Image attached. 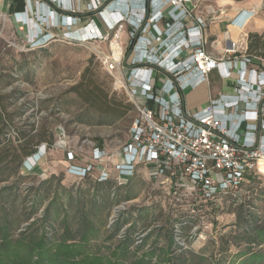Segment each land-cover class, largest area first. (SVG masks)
I'll return each instance as SVG.
<instances>
[{
	"label": "rangeland",
	"instance_id": "rangeland-1",
	"mask_svg": "<svg viewBox=\"0 0 264 264\" xmlns=\"http://www.w3.org/2000/svg\"><path fill=\"white\" fill-rule=\"evenodd\" d=\"M190 3L202 13L212 5L221 6L227 16L241 10L229 12L233 6L246 4L254 11L248 23L256 33L264 32V0ZM91 18L86 15L79 22L73 18L78 23L74 28ZM224 18L217 20L226 23ZM248 28L244 25L241 30L248 32ZM54 36L30 47L0 21V112L6 120L0 141L29 147L50 133L54 139L53 145L40 148V159L26 158L22 168L15 162L1 167L0 234L7 231L16 237L41 231L43 226L52 241L66 231L74 233L79 222L85 226L89 222L96 232L90 235L88 251L109 254L127 246V257L120 258L125 264L146 252L153 253L149 264H164L165 251L173 264H198L199 256L205 259L202 264H242L255 254L264 256V174H250L236 191L221 193L201 206L197 203L192 210L176 201L177 195L157 187L144 165L123 185L114 176L97 181L99 167L94 164L83 177L68 173L69 150L81 163L91 162L94 147L115 159L129 138L137 108L95 55L97 41ZM83 77L95 91L123 94L133 109L112 125L97 123L99 117L70 89ZM16 150L19 158L24 157ZM30 212L34 214L26 220Z\"/></svg>",
	"mask_w": 264,
	"mask_h": 264
},
{
	"label": "built area",
	"instance_id": "built-area-1",
	"mask_svg": "<svg viewBox=\"0 0 264 264\" xmlns=\"http://www.w3.org/2000/svg\"><path fill=\"white\" fill-rule=\"evenodd\" d=\"M47 1L64 10L70 7L69 0ZM47 1H35L42 5V14L29 8L13 15L20 31L26 25L25 43L30 47L55 37L46 26L57 11ZM191 1L88 0V12H95L101 24L91 18L76 28L78 23L72 19L79 22V16L62 14L73 26L62 36L97 41L95 55L137 108L119 160L94 147L91 162L81 166L70 162L77 159L69 150V174L83 177L94 164L100 166L97 181L110 178L113 169L116 182L124 184L144 165L157 187L177 195L175 200L192 210L197 203L201 206L221 193L236 191L248 175L264 174L260 168L264 162V55L248 52V35L241 30L245 14L227 16L223 7L213 5L202 13L197 4L188 5ZM220 17L238 28L236 38L227 28L223 39L209 40L205 35L208 24ZM189 18L194 24L186 26ZM123 28L128 35L125 44ZM212 71L226 81L230 92L209 98L198 109L185 108L182 90L189 83L209 82ZM228 108L233 111L225 113ZM44 146L40 144L33 154L38 159Z\"/></svg>",
	"mask_w": 264,
	"mask_h": 264
},
{
	"label": "trees",
	"instance_id": "trees-1",
	"mask_svg": "<svg viewBox=\"0 0 264 264\" xmlns=\"http://www.w3.org/2000/svg\"><path fill=\"white\" fill-rule=\"evenodd\" d=\"M94 13L88 12L86 15L96 20L98 18ZM80 18L81 16L79 20ZM247 40L248 52L264 55V32L249 33ZM132 42L133 40H131ZM90 86V83L83 77L80 82L72 85L70 89L75 91L87 103L88 107L93 110V113L99 117L97 123L112 125L114 121L125 118L127 113L133 109L132 103L123 94H118L115 91L110 92V90L105 93H100ZM5 122V116L0 112V132H2ZM33 136V134L29 135L30 138ZM17 138L20 140L19 137ZM40 140H42L40 144H46L48 147L54 143L51 133L48 137H40ZM40 144H33L26 147L21 142L12 145V143L7 144L0 141V169L2 166L11 162H15L16 167L22 168L26 158L33 156L37 152ZM17 148L18 151L20 149L24 157L19 158L16 152ZM2 180L4 178L0 179V181ZM1 191H3L2 188H0V194ZM1 198L2 195H0ZM33 214V212H30L26 220L30 219ZM86 223L89 225V222ZM84 224L85 222H79L77 225L78 228L74 233L66 231L52 241L49 238V233L47 234L43 226L40 227L41 231L23 232L16 237H12L10 233L5 231V233L0 234V264H125L123 259L121 260L120 258L125 259L127 257V246L120 248L117 252L111 251L109 254L88 251V244L91 242L90 235H94L96 230L90 227V225L85 226ZM2 229L3 231L6 230L3 226ZM165 254L167 257H164L162 263L173 264L172 257H169L166 251ZM152 256V252H146L145 255L134 260L132 264H149ZM198 258L200 260L198 264H202V261H205L200 256ZM205 264L219 263L213 262ZM242 264H264V256L255 254L252 259L249 258Z\"/></svg>",
	"mask_w": 264,
	"mask_h": 264
},
{
	"label": "crops",
	"instance_id": "crops-1",
	"mask_svg": "<svg viewBox=\"0 0 264 264\" xmlns=\"http://www.w3.org/2000/svg\"><path fill=\"white\" fill-rule=\"evenodd\" d=\"M36 0H0V21L3 23V25H5L6 27H12L13 30L20 35V37H23V39H25L24 34L27 31V27L26 25L23 26L22 31H20L18 29V26H20L19 23H17L14 19V13H20L21 11H24L26 9H33V10H37L38 14H42L43 13V7L40 4L35 3ZM47 1V0H44ZM87 1L88 0H69V5L70 7L67 5V2H64V4H66L67 8L62 9V8H58L54 5V3L48 2L49 7H51L52 9H55L57 12L53 13V16L51 17V19L49 18L50 22H52V24L50 23V26H46V29L48 32L56 35V34H62L63 32H66V30L68 29H73V26L70 25L69 23H71L70 18L71 16H81L82 18H84L86 16V14L88 13V9H87ZM188 5L190 6L191 3H188ZM71 8L75 9V12H73L71 10ZM238 8L241 9L239 11V13H242L241 16H243L245 14L246 11L250 12L249 15H247V18H245L244 20V24L242 26V29L244 27V25H248V32L249 33H256L255 29H252L253 27H251V23L249 24L248 21L252 16V13L254 12L253 9H251L248 5L246 4H241V6H233L231 9H229V12L232 11L233 9ZM45 11V10H44ZM199 9H197V11H195V13H198ZM63 15H69L70 18H68V20H65V17L62 16ZM234 14V13H233ZM237 14V12H236ZM20 16V15H19ZM64 17V19H63ZM39 19V18H38ZM69 21V22H68ZM237 23L241 24L242 20L237 19ZM247 23V24H246ZM194 24V20L189 18L187 20H185V25L186 26H191ZM69 25V26H68ZM228 29L230 31L231 37L232 38H236L238 36V28H236L234 25L228 23V19L225 22L222 23V21L216 20L211 24H208V26L204 29L205 35L209 38V40H213V38L217 37L219 39H223V32L225 29ZM246 30V33H248ZM248 33V34H249ZM259 33V32H258ZM121 42L123 44H125V41L128 40V35L126 34V29H123L121 31ZM224 44V42H223ZM208 49L209 47L206 46ZM185 55H187V51L184 53ZM209 82L207 81H201L198 85H191V83H189L188 85L185 86V88L182 90V96H183V106H185V108L188 109H198L200 108V105L206 103L209 98H215L217 96H219L220 94H225V93H229L230 90L228 89L227 83L225 80H223L216 71H212L209 73ZM192 80H190L189 82H191ZM230 111H233V109L228 108L225 110V113H229ZM42 150V148H41ZM118 153L116 154V158L112 159V160H119L120 159V152L117 151ZM73 163H76L78 165L84 166V163L79 162L78 160H73L70 161ZM66 160V166L69 165V163ZM27 164V163H26ZM29 164V163H28ZM98 170L100 169V166H98ZM72 174V173H71ZM99 174V172L97 173V175ZM110 176H114V178L116 177V172L112 170L109 171ZM123 185V184H122Z\"/></svg>",
	"mask_w": 264,
	"mask_h": 264
},
{
	"label": "bare ground",
	"instance_id": "bare-ground-1",
	"mask_svg": "<svg viewBox=\"0 0 264 264\" xmlns=\"http://www.w3.org/2000/svg\"><path fill=\"white\" fill-rule=\"evenodd\" d=\"M248 13L250 14V12H248V11L245 12V16H246L245 18H247V15H249ZM243 17H244V16H243ZM113 45H114L115 48L117 47L115 43H113ZM36 158H37V157H36ZM36 158H32V157H31V159L34 160V161H35ZM25 166H26V165H25ZM261 167H264V162H261V164H260V168H261Z\"/></svg>",
	"mask_w": 264,
	"mask_h": 264
},
{
	"label": "water",
	"instance_id": "water-1",
	"mask_svg": "<svg viewBox=\"0 0 264 264\" xmlns=\"http://www.w3.org/2000/svg\"><path fill=\"white\" fill-rule=\"evenodd\" d=\"M31 157H32V158H35V156H34V155H33V156H31ZM27 161H30V158H29V159L27 158Z\"/></svg>",
	"mask_w": 264,
	"mask_h": 264
},
{
	"label": "clouds",
	"instance_id": "clouds-1",
	"mask_svg": "<svg viewBox=\"0 0 264 264\" xmlns=\"http://www.w3.org/2000/svg\"><path fill=\"white\" fill-rule=\"evenodd\" d=\"M27 158H30V157H27ZM35 158H36V155H35Z\"/></svg>",
	"mask_w": 264,
	"mask_h": 264
}]
</instances>
